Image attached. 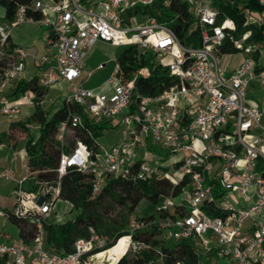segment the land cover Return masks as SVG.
<instances>
[{
    "label": "built area",
    "instance_id": "1",
    "mask_svg": "<svg viewBox=\"0 0 264 264\" xmlns=\"http://www.w3.org/2000/svg\"><path fill=\"white\" fill-rule=\"evenodd\" d=\"M177 1L188 5L190 28H196L200 37L196 47L182 45L153 16H127L136 4L151 5L154 0H30L18 3L13 17L0 22V60L9 48L7 38L19 24L39 23L46 28L45 52L36 57L37 84L44 89L58 81L74 86L63 100L68 116L56 132L61 147L58 174L67 169L91 174L92 193L100 190L106 177H126L133 166L138 180L169 181L171 192L155 205L154 217L132 218L131 232L154 225L171 241L193 240L196 264H208L211 257L216 264L218 258L224 264H264V28L260 38L252 37V27L264 26V8H243L247 28L237 32L235 21L217 2L238 0ZM247 1L239 0L238 5ZM255 1L264 7V0ZM97 41L116 47L135 44L142 54L155 53V63L166 67L174 82L158 94H143L135 78L148 76L146 68L123 81L116 63L101 84L85 86L92 75L83 68L85 49ZM226 45L244 56L234 68L221 65V57L232 53L223 52ZM12 54L0 77V115L8 119L22 115L23 103L3 95L24 70L27 53L14 47ZM252 87L260 90L262 104L247 100ZM21 96L34 104L30 89ZM104 121L115 132L109 147L99 142L92 152L80 141L70 146L67 137L75 129ZM157 144L169 152L153 163L149 150ZM0 177L12 179L13 171L3 168ZM32 178L27 174L15 180L12 213L31 218L35 237L25 242L0 232V259L6 264H87L83 256L91 257L93 250L105 245L104 239L96 234L79 237L66 253L45 249L43 224L58 187L35 181L38 186L31 189L24 184ZM128 236L133 253L148 247ZM158 254L162 261L163 254Z\"/></svg>",
    "mask_w": 264,
    "mask_h": 264
},
{
    "label": "trees",
    "instance_id": "2",
    "mask_svg": "<svg viewBox=\"0 0 264 264\" xmlns=\"http://www.w3.org/2000/svg\"><path fill=\"white\" fill-rule=\"evenodd\" d=\"M30 0H0V6L3 8V18L9 20L13 17L15 7L18 3L26 4ZM239 0L235 4L217 2L220 10L236 23L237 32H242L247 27L243 25L244 17L242 10L248 7L253 10H261L262 7L255 0H248L244 6L238 5ZM127 16L131 14L137 15L139 18L148 14L169 29L178 38L179 42L184 46L196 47L200 44L198 30L191 29L193 18L188 11V5L185 2L171 0L168 5L164 4V0H154L151 5L136 4L126 11ZM36 18L40 17L39 12H34ZM262 27H252L253 38H260V29ZM8 50L5 58L0 60V69L10 63L13 59V44L10 36L7 38ZM121 48L116 55V63L119 65L121 78L128 81L132 78L133 73L140 69L146 68L149 75H137L135 78L136 88L143 94L154 95L162 92L170 84L174 82V78L169 75L168 69L160 64L155 63L154 53L142 54L135 44L118 46ZM223 52L235 53L236 50L228 45L223 47ZM1 77V72H0ZM12 82V81H11ZM14 85L7 94L8 98H19L26 89H30L34 93V106L32 117L39 124L38 136L35 140L26 131L24 140V148L27 154V174L33 178L26 182L27 187L31 189L37 188L35 181L45 186L58 187L57 199L69 202L77 214L62 223H49L44 220L43 228L45 232L44 248L49 250L53 248L59 253H66L73 247V242L79 237H89L96 234L101 238H107L102 248L95 249L93 254V264H196L197 255L195 253V244L193 240L178 241L169 245L160 244L154 239L159 234L157 227H151L136 230L135 232H127L124 229V223H118L116 220H107L102 218L99 208L102 198L105 194L110 195L121 205L127 206L129 211L137 206L141 199L145 198L154 206L163 200V197L171 192V184L163 178H152L149 180H138L135 178L136 167L133 166L130 173L126 177L108 176L106 177L102 187L97 193H92L91 174L78 171L76 169H67L63 174H58V167L61 147L56 139V132L60 121L66 120L68 116L67 107L62 105L57 108L49 117L42 112L38 104V100L42 97L47 89L37 84V76H33L28 80H13ZM10 123H16L17 118H9ZM21 126L27 127L26 124L20 123ZM88 128L75 129L70 137H67L70 146H74L76 141L83 143L88 149L94 152L97 149L99 141L97 138L103 133V130L110 128L111 124L104 121L99 124L89 125ZM9 136V135H8ZM9 140V139H8ZM6 140V142H9ZM5 140L0 139V143ZM178 187L175 186V193ZM16 202L14 203V205ZM13 208V207H12ZM12 208L7 210L4 215L18 229L19 238L25 242H31L36 234L35 226L30 222V217L26 215L15 216ZM210 214V213H209ZM155 213L147 216H140L138 219L148 221L154 217ZM132 241H141L148 247H143L133 255L123 254V245L121 241H128L129 236ZM50 251V250H49ZM158 252H161L162 261ZM89 254L83 256V261L89 264Z\"/></svg>",
    "mask_w": 264,
    "mask_h": 264
},
{
    "label": "rangeland",
    "instance_id": "3",
    "mask_svg": "<svg viewBox=\"0 0 264 264\" xmlns=\"http://www.w3.org/2000/svg\"><path fill=\"white\" fill-rule=\"evenodd\" d=\"M0 22H7L6 19L3 18V8L0 6ZM44 28L39 26V24L32 23H21L19 26L14 28L11 33V39L13 42L19 46H21L26 52L31 48L39 49L40 52L44 51L45 46L42 41V31ZM121 48L112 46L100 41L95 42L91 47L85 49L84 56V66L83 68L86 71H91L93 75L90 77L89 81L85 83V86H97L95 84L99 83L104 77L111 74L116 66V55ZM44 53V52H43ZM152 53V52H151ZM154 60H157L158 57L154 53ZM244 56L241 53H231L226 54L221 57V65L226 69L228 67L234 68L236 67L242 60ZM104 63L103 68H98V64ZM5 66V64H3ZM31 69H27L25 74L30 72ZM1 72V69H0ZM74 86L65 81H58L54 84L48 86L46 93L39 98L38 104L40 109L46 116H50L57 108L62 105L64 98L73 92ZM249 97L247 100H254L259 105L262 104L261 96L259 95L260 90L252 87L248 91ZM5 97V95H3ZM24 97L20 96L16 100L19 103H24ZM24 104H22V107ZM33 104L30 107H25L24 109L30 110L27 114L21 115L17 118L16 123H10L7 116L0 115V139L7 144H16L21 142V137H25L26 131L35 140L38 136L39 124L32 117V112L34 109ZM7 117V118H6ZM20 123H24L27 127H23ZM9 135V136H8ZM115 137V132L113 129L106 128L103 133L97 138V140L102 143L105 147H109L112 143V140ZM9 139V140H8ZM8 140L9 142H6ZM5 144L4 151H0V155L6 152V154H10L12 156V152L14 149L8 148ZM149 150L152 154V162H157L156 160L162 159L165 156L162 155L163 152H169L168 148H162L159 144L154 145ZM15 153V165L14 167L19 171L20 175H26V170L23 164V155L16 151ZM14 156V154H13ZM18 163V164H17ZM11 166L9 161H1V166ZM27 185L26 183L24 184ZM15 187L13 186L10 179H5L0 177V232L6 233L11 237L17 236V228L14 224H12L7 217L4 215L7 209H11L14 206L16 201V197L13 195L12 190ZM99 212L104 219H114L118 223H124V229L127 232H131L129 227V222L132 218H137L140 216H147L151 213H154V206L147 199L143 198L137 204V206L133 209V211H129L127 206L121 205L116 200H114L110 195L105 194L100 203ZM77 214L76 210H74L71 204L65 200L57 199L53 205V211L50 217L47 218L49 223H62L68 219H72ZM104 241H107V238H103ZM154 239L158 240L157 248L160 247V244L169 245L172 243L171 240L164 238L160 233L154 236ZM174 242V241H173ZM121 245L123 248L126 247L127 241H121ZM50 251H55L53 248L49 249ZM128 255H133V252L128 250ZM215 257H211L208 260V264H216L214 262ZM225 260L218 258L217 264H224Z\"/></svg>",
    "mask_w": 264,
    "mask_h": 264
},
{
    "label": "crops",
    "instance_id": "4",
    "mask_svg": "<svg viewBox=\"0 0 264 264\" xmlns=\"http://www.w3.org/2000/svg\"><path fill=\"white\" fill-rule=\"evenodd\" d=\"M28 23H32V22H28ZM32 24H39V23H32ZM39 26H41L42 28H44V30L42 31V43H43V45L45 46V42H44V37H45V33H46V28L43 26V25H41V24H39ZM10 41H11V43L13 44V46L14 47H21V46H19V45H17V44H15L14 42H13V40L11 39V36H10ZM101 42V41H100ZM103 43H105V42H103ZM106 44H108V43H106ZM110 45V44H109ZM22 48V47H21ZM43 52H45V48H44V51ZM43 52H40L39 51V49H35V48H31L29 51H27L26 53H27V55H26V58H25V68H24V70L22 71V73L18 76V78H17V80H20V79H23V80H28V79H30L31 77H33V76H38L39 75V72H40V68H39V66H38V63H37V61H36V57H38V56H40V55H42L43 54ZM102 64H104V63H102ZM105 65V64H104ZM31 69V71L30 72H28V73H26L25 74V72H26V70L27 69ZM92 75H93V73H92ZM91 75V76H92ZM110 75V74H109ZM109 75L108 76H106V77H104L102 80H100V82L99 83H97V84H95V85H99V84H101L103 81H105L108 77H109ZM90 79V78H89ZM89 81V80H88ZM13 85H14V82L12 81L11 83H10V85L7 87V89H6V91L4 92V95H5V97L4 98H6V99H8V100H16V99H12V98H8V96H7V94L11 91V88L13 87ZM89 86V85H88ZM94 86V85H93ZM92 86V87H93ZM27 100V97H25V99H24V105L23 106H25V107H30V106H32V105H30V104H27V103H25V101ZM17 101V100H16ZM25 107H22V105H21V111H22V115H25V114H27L30 110H26V109H24ZM7 118V117H6ZM5 142H1L0 143V151L1 152H3L4 151V147H5ZM7 146H8V148H10V146H11V149H14L13 150V152H12V156H10V154H6V152H4L3 154H1L0 155V160L1 161H9V163L11 164V166H1L0 167V170L1 169H3V168H10L12 171H13V178L12 179H10L11 180V182H12V184H13V186L15 185V180L16 179H18V178H20V177H22V176H25V175H20V173H19V171L14 167V165H15V156H17V154L15 153V148L17 149L16 151H18L19 153H21L22 155H23V164L22 165H25L24 166V168H25V170H26V172H27V154H26V151H25V148H24V140H23V138H21V142L19 143H16V144H9V143H7L6 144ZM13 154H14V156H13ZM18 164V163H17ZM26 175H27V173H26ZM7 210H9V209H7ZM6 210V211H7ZM52 211H53V209H52ZM51 214H52V212L50 213V215H49V217L51 216ZM17 228V227H16ZM6 234V233H5ZM8 235V234H7ZM9 237H11L10 235H8ZM11 238H19V235H18V229H17V236L16 237H11ZM93 256V255H92ZM92 256L91 257H89L88 258V260H89V264H93V261H92ZM0 264H6V259H4V258H1L0 259ZM87 264H88V261H87Z\"/></svg>",
    "mask_w": 264,
    "mask_h": 264
},
{
    "label": "bare ground",
    "instance_id": "5",
    "mask_svg": "<svg viewBox=\"0 0 264 264\" xmlns=\"http://www.w3.org/2000/svg\"><path fill=\"white\" fill-rule=\"evenodd\" d=\"M129 244H130V238H129V240L127 241V245H126V247L123 248V251H122L123 254H126L127 251L129 250Z\"/></svg>",
    "mask_w": 264,
    "mask_h": 264
}]
</instances>
